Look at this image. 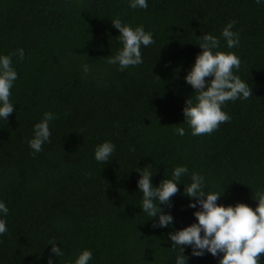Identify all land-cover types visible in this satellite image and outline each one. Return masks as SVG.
<instances>
[{"label":"trees","instance_id":"obj_1","mask_svg":"<svg viewBox=\"0 0 264 264\" xmlns=\"http://www.w3.org/2000/svg\"><path fill=\"white\" fill-rule=\"evenodd\" d=\"M0 0V56L12 55L18 79L11 89L14 111L0 121V201L9 209L0 235V264H74L92 251L89 264H175L180 253L169 232L197 222L184 184L192 172L205 177L206 192H223L217 203L235 206L264 190V3L255 0ZM119 18L143 25L155 43L141 47L143 63L121 71L107 63L122 48ZM235 20L240 43L228 49L221 33ZM240 58L234 74L252 87L248 99L229 101L231 117L210 135L193 136L184 122L186 100L195 90L185 76L202 52L201 36ZM24 50L21 60L15 53ZM88 64L90 71H83ZM210 80L211 78H206ZM45 112L50 142L34 153L28 144ZM183 127L180 136L176 128ZM115 145L108 163L95 148ZM152 183L186 166L172 207L161 205L173 224L154 228L140 208L139 170ZM55 239L64 255L55 257ZM188 264H219L220 256L191 255ZM222 255V254H221ZM264 264V256L261 257Z\"/></svg>","mask_w":264,"mask_h":264},{"label":"clouds","instance_id":"obj_2","mask_svg":"<svg viewBox=\"0 0 264 264\" xmlns=\"http://www.w3.org/2000/svg\"><path fill=\"white\" fill-rule=\"evenodd\" d=\"M257 4L264 0H255ZM132 9L148 7L147 0H129ZM119 30L122 48L114 56H108L107 63L118 65L123 71L128 67L143 63L141 47H148L155 43L152 32H146L143 25L133 28L130 24L122 23L119 18L111 21ZM237 21H230L222 30V37L228 49L235 48L240 43L239 32L232 29ZM202 52L196 56L195 63L185 76L187 84L195 90L194 99L189 97L183 108L184 122L192 129L193 136L210 135L219 125L230 121L231 117L223 110L229 101L248 99L253 95L252 87L234 74V69L240 68V58L233 52L220 51L219 38L211 34H203L198 44ZM21 60L24 50L15 53ZM83 71H90L89 65L84 64ZM211 78L210 80L206 78ZM18 79V74L12 66V55L0 56V121L7 122L14 111L10 101L11 89ZM54 113L45 112L40 122L33 128V137L28 144L34 153L42 151V146L50 142V121L56 119ZM178 135H185L183 127L176 128ZM115 152V145L105 141L95 148V160L108 163ZM137 181L138 190L142 192V206L144 213L151 219H157L154 228H166L173 224V216L165 212L161 205L172 207V197L179 192L178 185L181 178L188 174L186 166H177L170 178H164L158 186L152 183L153 172L144 166L139 170ZM204 175L192 172L190 183L184 184V195L194 200L188 207L198 210L193 214L195 223L169 232L171 247L179 248L175 264H188V257L184 254L186 247L191 248V255L202 257L210 253L213 257L220 256L219 264H261L264 256V190H257L252 199L257 202L255 209L245 203L235 206H224L217 203L223 192H206ZM9 209L0 201V213L7 216ZM6 221L0 219V235L7 232ZM56 240L48 241L52 245L51 253L55 257L64 255L61 247H57ZM222 254V255H221ZM92 251L85 249L79 253L74 264H89ZM48 264H53L52 257Z\"/></svg>","mask_w":264,"mask_h":264}]
</instances>
